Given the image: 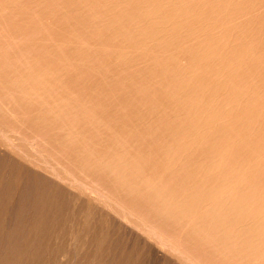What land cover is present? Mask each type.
Listing matches in <instances>:
<instances>
[{
    "label": "rangeland",
    "instance_id": "obj_1",
    "mask_svg": "<svg viewBox=\"0 0 264 264\" xmlns=\"http://www.w3.org/2000/svg\"><path fill=\"white\" fill-rule=\"evenodd\" d=\"M77 1L79 0H0V104L3 105H0V264H264V125H262L264 124V0H188V2H190L189 4H186L187 0H184L185 2L182 0L185 4H181L182 1L180 0H172V2H170L171 0H164V2L161 0L164 3L162 4L160 0H157V6L155 0L153 4L152 0H145V2L141 1L142 4L140 3L139 6L143 5L142 8L145 9H143L145 13L149 12V8L151 9V7L163 6L160 8L158 7L159 9H154V11L156 9L158 10L156 11L157 15H155L156 13L151 9L152 13H155H153L155 17L149 12L150 18L152 15L154 20L155 18L160 19L159 16L162 15V20H164L163 17L171 19L172 14L171 20L177 21L178 26L174 28V30L169 31L168 36L163 38L164 40L162 38L159 40L160 42L157 40V44L151 41L152 44H150L152 46L150 44L147 46L144 45L146 49L142 47V54H136L140 51V48H138L139 50L137 49V52L134 51L135 54L131 52L126 59L117 57L116 61L115 59L109 58V55L111 56L116 49L118 50L121 47L113 45L114 42L112 40H101L102 35L99 33L100 31L103 32L105 26L108 25L107 22H110L109 19L103 17L111 14L110 12L113 10H110V8V11L107 13L105 11L108 9L107 5L109 6V4H112L114 1L111 0L112 3L109 0V3L107 0H94L95 2H93V0ZM147 2L150 3L145 4ZM118 3V6L121 8H126L129 5V1H118ZM80 4H82L81 7H79ZM89 4L95 7L90 5L89 8ZM151 4L153 6H151ZM114 5L109 7L114 9L117 6L114 7ZM145 5L147 6L146 8L144 7ZM175 5H179L180 7H176ZM119 7H117V10L121 11ZM167 7L168 9L170 8L169 11ZM64 12L67 17L64 15ZM113 12L116 13V10ZM180 12L182 16L179 18ZM206 12H208V14H206ZM176 14L178 15L176 16ZM209 14L211 15L209 16ZM87 15L94 16L97 20L90 19V21H87ZM176 17H178L179 20ZM197 17L199 20H197ZM93 21H97V25ZM91 22L95 25H91ZM99 23L100 25H98ZM158 25L162 24L158 23ZM95 27L97 30L100 28V30L97 31ZM201 27H205V29L202 28V30L200 29ZM210 27L212 29H210ZM183 29L185 31L187 29L189 33L185 32ZM199 29L200 31H198ZM198 32H200V35ZM172 35L175 37L178 35L181 41L178 40V38L176 40L181 43L180 47H177L180 43L178 42L179 45H177L178 43ZM213 35H218L217 37L220 38L214 36V39ZM221 36H223L224 39ZM99 37L101 38L99 39ZM184 37L188 38V41ZM203 37L209 39L208 44L211 38H213L211 42L215 40L216 43L213 42L214 44H212L215 46L218 43L216 47L221 50L223 49L221 51V53L223 52L225 55V57L222 55L223 58L220 52L216 50L221 60L219 57L212 55L215 59V63L218 61L223 64L225 63L223 61L228 58L226 55H228L229 47H231L229 49L231 51L230 53H234L231 50L234 47L235 55L242 50L241 54L236 55V57L238 59V57L241 58L240 56H242L245 62L241 61L242 59L240 61L239 59L236 60L234 58L235 56H231L230 58L229 55V58L231 62L234 59L236 60H234L235 63L239 61V65L243 66L245 70L246 68L249 71L251 70V75L249 71L246 70L248 71L247 74L250 75L247 76L245 73L246 71L243 72L241 67H238L239 65L236 66L235 64V66H232L234 65L233 62H230V69L226 66V69L228 68L229 70L223 67L224 70L230 72L234 67V71H239V69H241L240 72L242 71L243 74L239 73L241 76L243 75L242 77L244 80H241L242 77H239L240 74L235 76L237 80L239 79L238 81H240V83L247 81V77L248 80L249 77L254 81L259 79L257 83L260 82L261 78V83L257 84L254 81H252V83L247 81V83L249 82L252 84V86L250 85L251 87H258L256 90L257 92H255L256 94L253 92L254 94L252 97L250 93L252 94V90L256 89V87L254 89L249 88L252 90L248 93L245 86V91L248 95H245L246 93L242 94H244L243 96H246V98L247 96H250V98H247L245 101L242 100L244 103L240 101L241 103H238V107H236L237 103L233 102L232 104V102H230L234 100V98H231L232 100L229 99L232 94L231 91L229 90L230 95L225 92V94L229 95V98L226 97L227 95H224V99H229L226 101V106V99L224 100L223 97H221L222 103L220 101L218 102L224 104L226 108H230L228 113H231L232 109L235 110V108L240 107L238 109L239 114L235 112L236 109L232 112L234 116H229L230 118H227L229 114L226 111L229 108L223 111L225 107H219V110L223 111L222 113L225 112V114L220 115H226L227 117L222 116L223 118L221 119L220 116L218 117L220 119H218L212 115L213 118L215 117L218 119V121H216L214 118L212 122V125H215V121L217 126L213 127L211 125V128L213 127L215 132H213L211 128L209 129L210 133H208L211 134L212 132L213 134L210 136H208L209 134L207 135V133L205 134V132H201L205 135L201 136V139L202 137H208L201 140L198 144H193L188 149L184 150V158L173 162L172 165H177L167 169V172L172 176H184L181 172L189 168L192 169L197 165L193 164L191 160H189V157L192 155L195 156L196 153L198 154L202 151H206L205 154L207 155L208 153L212 154L211 150H207L210 144L216 145L215 148H221V150L216 152L215 156L218 158V155H220V158L222 159L223 157V159L218 161L220 163L216 162L217 164L215 163V166L217 170L225 173H222L223 175L221 176H217L208 184L202 176H192L187 182V185L195 188V191H189L186 195H182V191L179 192L172 188L173 181L171 178H168V176L163 175L164 173L156 170L157 167L160 168L159 158L154 161L151 167H148L149 165L146 163L145 159L149 154V148H151L149 145L155 143L148 142V140H157L158 138L156 139L154 135H147L146 133L141 134L140 130H137L138 125L135 126V123L133 124V118H135L133 116L136 115L133 114L132 111L133 108L138 106V108H142L143 106V108L150 107L154 110L158 103V100L153 103V101L156 100L152 99L153 97L151 99L149 98L150 95L153 96V94L149 95V92L153 91L156 87L151 86L149 87L150 89L147 88V90L150 91H147L144 90V87L141 85L142 81H145V75L153 70L152 67H162L163 65L160 66L158 64L164 59L166 60L164 62L168 60L167 63L169 64L171 62H169V60L173 59V55H177V50L180 52L179 54H186V51L187 56L188 50L186 49L191 50L192 47L193 52H189L191 54L196 52L197 54H194L196 56L199 55L198 52H203V50L207 51L204 48L207 43H205V39H202ZM93 38L96 39L93 40ZM197 38L199 40H197ZM168 39L172 41L168 42L173 45H166V48H170V46L171 48H165L164 50V46L162 47L160 45L168 43ZM182 39L187 42L185 41L183 43ZM189 39L192 40L189 41ZM219 39L222 42H219ZM174 41L176 45H174ZM94 43L98 44L94 46ZM202 43L205 44L203 45ZM220 43L223 44L221 45ZM197 44L200 45V47H194ZM153 45L156 46L153 47ZM157 45H159L160 48L162 47V49L160 50ZM173 46H176L175 49L177 50H173ZM223 46L226 48H223ZM214 48L213 51L210 50L211 48H208V52L212 51V54H214ZM143 50H146V52L144 51V53ZM181 50L184 52L182 53ZM153 51H156L155 54ZM127 52L128 51H123V53ZM60 55H62V57ZM78 55H80V57ZM135 55L137 56L134 57ZM245 55H247V61L245 60ZM181 56H183L182 58L179 57L181 66L190 65V59L184 55ZM188 57L192 58L193 56ZM27 58H29V60ZM175 58L176 56L174 59ZM76 59H80V63L83 61L82 64L79 65V61ZM51 60H54V62ZM72 60L73 62L76 60L74 62V64L76 63L75 67L73 63H69L72 62ZM101 61L105 62L104 65H102L103 63ZM194 61H197V64L194 62L197 67L199 58ZM240 62H243V64ZM194 63L190 66L192 67ZM250 66L251 69H249ZM55 68L57 70H54ZM260 69H262L263 73ZM258 71L261 76L258 78L256 77L257 79H254L256 75H253L254 78L251 77L252 74H258ZM157 72H152L154 75L151 73L149 77L155 76ZM48 74H50L51 77ZM56 74L57 76H55ZM8 77H10V79ZM233 80L235 79H232L231 82ZM237 80L235 81L238 84L239 82ZM139 83L140 85H138ZM240 83L238 86H240ZM247 83L245 84L248 87L249 83ZM37 88L40 89L38 90ZM191 89L192 87H190V85H185L184 83L182 88L177 89V92ZM243 98L245 99V97ZM162 100L166 103V106L160 109V112L163 114L161 113L159 116L156 112L152 113L153 120L158 119L160 122H162L164 114L171 108L174 98L173 95L172 99L171 96L165 95L162 97ZM174 102L177 105L179 104L177 101ZM145 103H150L151 106ZM227 103H231L230 105L233 108ZM251 103L252 106H249ZM5 104H7V111L13 108V106H15V110H17V106L21 107L20 105H22V107L26 106L27 109L23 112L20 110H18L19 112L14 111V109L10 110L11 112H3L5 108L1 109V106L3 108ZM241 104L242 106H240ZM245 105H248L246 107L247 109L243 108ZM103 106H107V108ZM110 107L112 108L110 109ZM255 107H263L259 112L260 114L262 113L259 117L257 115V117L255 116L256 112L259 110V108L256 110ZM54 108L58 111H55ZM244 109L246 112H244ZM35 110L37 112H35ZM108 110L111 112L109 113ZM234 112L238 116L234 114ZM99 113L100 115L105 114V119L103 115H97ZM32 115L33 118L34 116L36 118H41L45 115V119L48 120L55 116L60 123L63 122L64 126L65 124L68 125L67 123L70 124L71 120V122H75V126L77 125L75 128H79L80 130L83 123L85 128L84 126L82 127L86 130L90 129L88 130L89 133L92 132L90 134L91 137L95 134H97L95 137H100L102 135V138H96L97 140L95 141L103 147H107L104 145L106 143V145H109L107 148L110 150L111 148L109 147L116 145L112 148L113 151L116 150L113 154H115V156L118 154V158H120V156L127 158V161H129V167L127 166L128 171L129 169H132V171L134 169L135 171L133 172L136 174L138 173L137 175L140 176L137 177V179L134 178V183H130L132 185H137V183L141 185L145 182L146 185L143 183V187H147V194L144 197L133 196L134 199L130 198L131 196L115 195L117 191L116 193L113 191L112 188L114 186L111 188V185H108L106 182L107 178L105 179L104 176L101 177V179L96 177V180L95 177L91 178L92 176L87 177L86 175L83 176L84 174H78L77 167L73 164L74 162L71 163L68 159L69 157H66L68 156L67 150L65 151L64 149V152L63 149L51 145L53 143L51 140H48L50 139V137H48L49 130L46 128H41L40 130V127L37 125L34 126L27 121L28 118L29 120H33V118L31 119L30 117ZM108 115L112 118L109 117L108 119ZM77 116L79 119H77ZM248 116H250V120L253 121L249 122L248 120L247 125H249V123L253 124L252 126L250 124V127L246 126L245 124L247 121L242 119ZM253 116H255L256 119ZM138 117L139 118L136 117L135 119L140 120V115H138ZM237 117L239 119H237ZM89 118L91 119L88 120ZM20 119L21 123L19 122ZM129 119H131V121ZM38 120L39 119L34 118L33 121L37 123L42 119ZM128 121L132 123L129 122L131 126L133 125L132 128L136 127V129H133L134 131L129 123V126H127L126 122ZM210 121L212 120L210 119ZM73 122L72 124H74ZM142 122L143 118L141 123ZM26 124L29 128H27ZM29 124L32 125L30 126ZM237 124L241 125L237 127ZM141 125L140 129L143 130L145 127H143L144 123ZM242 125L246 126L244 130ZM91 127H95L94 131L91 130ZM128 127L131 128L132 131L128 129ZM141 127H143V129ZM240 127L243 131L246 130V133L242 132L243 134L240 138H232V135H234V133L232 134V130L235 132L234 129L237 128L236 130H238ZM247 127H249V130ZM79 129H75V131H79ZM122 130L124 131L123 133L121 132ZM126 130H130V132L126 133ZM163 130H165L163 126L157 129L158 132ZM80 132H82V130ZM82 133L86 134L87 131L86 133ZM126 134H128V136H126ZM159 134L160 133H158V135ZM95 137L93 138L95 139ZM190 138H193V136L191 135ZM165 140H170V138H166ZM226 141L232 142L233 144L228 143L229 146L226 147ZM49 142L51 143L49 144ZM163 142L166 144V141ZM110 143H112V145ZM261 145H263V147H261ZM223 146H225V148ZM256 147H259L257 148L260 152L258 156L257 153L255 154ZM196 148H198L199 152L196 151ZM211 148L214 147L212 146ZM170 152L169 150L163 152V154L171 155ZM252 152L253 155L256 156L251 155ZM130 163H134V165H129ZM142 174L144 178L141 176ZM242 175V179H235ZM219 182H226L229 185V194L226 193L225 195H221V193H216L213 197V201L208 203L209 200L204 198L206 195L201 191L204 188H208L209 190L214 189ZM170 202L175 205L165 209L164 207H166L167 203L170 204ZM232 202H236V204H232ZM204 203L207 205H204ZM229 204L231 207L232 205L235 206V209L248 208V211H250H247L248 214L251 213L253 214L252 216L257 217L254 220L255 225L252 227L258 225L254 228L250 227L251 233L249 232V234H247L249 228H247L248 231L243 228L238 232L239 228H242V226L235 225V227H233V225V229L229 228L226 235L227 237L235 236L237 239L234 240L239 241L235 242L236 245L234 244V246L230 243L229 245L227 244V246H224L225 244L222 246L218 244V242H214L216 238L213 237L215 233L214 230H221V224L215 226L216 223H212L217 229L213 227L214 229L212 228L208 233L204 232L205 235L203 234L204 229L201 225L206 224L211 211L216 210L220 211L218 213L222 214V216H227L232 220L229 216L232 212L229 211V213H227V205L229 207ZM191 209H193L192 215L194 219L192 216V218L183 222L181 219L185 217L184 213ZM196 210L200 213L198 214ZM256 213L259 217L254 215ZM251 214L248 215V219L252 217ZM172 220L175 221V226L171 225L170 222ZM199 226L201 227L199 228ZM254 231L257 237L261 236L260 238H262L263 244L253 247L249 245L252 248L244 247L243 241L241 242L240 240H244L245 237L246 240L247 238L250 239L255 236H251V234H255ZM235 233L239 234L234 235ZM215 243L216 245H214ZM232 252H236V255H232ZM231 256H233L232 259ZM251 258H253L254 261Z\"/></svg>",
    "mask_w": 264,
    "mask_h": 264
},
{
    "label": "bare ground",
    "instance_id": "obj_2",
    "mask_svg": "<svg viewBox=\"0 0 264 264\" xmlns=\"http://www.w3.org/2000/svg\"><path fill=\"white\" fill-rule=\"evenodd\" d=\"M62 1V0H61ZM67 1V0H66ZM80 1V0H79ZM79 1H77V2H79ZM96 1H99V0H96ZM111 3H112V1H114L113 3L115 4L116 2V4L114 5L113 3L112 4H109V6H111V5H114V9H111V7H109L108 5H107V7H108V9H107V11H105L106 13L108 12V11H110V10H116V13L115 12H113V11H111L110 13L111 14H106L107 16H105V17H103V18H105V19H109L110 20V22H107V24L108 25H106L105 26V28L103 29V32H99L100 33V35H102V38L101 37H99V39L101 38V40L102 39H106V40H112L113 42H111V43H113V45H116V47H121L120 49H116L112 54H111V56L109 55V58H111V59H115V61H116V59H117V57H122V58H127V56H129V54L131 53V52H133L134 54H135V52H137L139 49L138 48H140V51H138V53H136V54H139V53H141L142 54V47H144V45H149L150 43H151V41H152V43H158V42H156L157 40L159 41L161 38L163 39L164 37H166V36H168V33H169V31H172V30H174V28H176L177 26H178V23H177V21H172L171 19H172V14H171V19L170 18H164L163 17V19L164 20H162V15H160L159 16V18L160 19H156L155 18V20H154V17H155V15H157V13H156V11H158L157 9L154 11V9L155 8H160V7H163V6H158V7H156L157 6V0H155V3H156V6L155 7H151V9H153V11L156 13H154L155 15H153V13H152V10L149 8V12L150 13H152V15L154 16H152L151 15V18H150V13L149 12H146L145 13V11H143V9L144 8H142V6L143 5H141V6H139L140 5V3H141V1L143 2H145V0H109ZM109 1L107 0V2L109 3ZM118 1H120V2H126V1H129V5L126 7V8H124V7H122L123 8V10H122V8L121 7H119L118 6ZM148 1H150V0H148ZM161 1V0H160ZM169 1V0H168ZM180 1H182V0H180ZM180 1H179V4H180ZM184 1V0H183ZM183 1L181 2V4L183 3ZM186 1V0H185ZM184 1V2H185ZM84 2V1H83ZM93 2H95L94 0H93ZM92 2V3H93ZM106 2V3H107ZM153 2H154V0H152V4H153ZM162 2V1H161ZM163 2H164V0H163ZM162 2V4H164ZM170 2H172V0L170 1ZM170 2H169V4H170ZM175 2V1H174ZM187 2H188V0H187ZM186 2V4H189L190 2H188L187 3ZM65 3V2H64ZM63 3V4H64ZM86 3V2H85ZM105 3V4H106ZM150 2H147V3H145V4H149ZM160 3V2H159ZM176 3V2H175ZM192 3V2H191ZM4 4V3H3ZM72 4V3H71ZM142 4V3H141ZM151 4V6H153ZM161 4V5H162ZM183 4H185V3H183ZM74 5V4H73ZM76 5V4H75ZM81 5L82 4H80V6L79 7H81ZM85 5V4H84ZM90 5H92V4H89V8H90ZM167 5H168V3H167ZM52 6V5H51ZM148 6H150V5H148ZM174 6V5H173ZM176 6V5H175ZM179 6V5H178ZM178 6H176V7H178ZM53 7V6H52ZM71 7V6H70ZM83 7V6H82ZM92 7H95L94 5H92ZM117 7H119V10H121V11H118L117 9ZM141 7V8H140ZM145 8L147 7L146 5L144 6ZM166 7V6H165ZM180 7V6H179ZM51 8V7H50ZM56 8H57V6H56ZM68 8H69V5H68ZM75 8H76V6H75ZM109 8H110V10H109ZM121 8V9H120ZM158 8V9H159ZM173 8V7H172ZM63 9V8H62ZM66 9V8H65ZM83 10H84V7L82 8ZM87 9V8H86ZM102 9V8H101ZM140 9H142V10H140ZM170 9V8H169ZM169 9H168V7H167V10L169 11ZM175 9V8H174ZM185 9H186V7H185ZM72 10H74V9H72ZM83 10H81V11H83ZM145 10V9H144ZM209 10V9H208ZM55 11V10H54ZM76 11H78V10H76ZM104 11V10H103ZM164 11V10H163ZM187 11V10H186ZM57 12V11H56ZM62 12H63V10H62ZM87 12V11H86ZM113 12V13H112ZM179 12V11H178ZM60 13V12H59ZM58 13V14H59ZM67 13V12H66ZM71 13V12H70ZM148 13V14H147ZM160 13V12H159ZM171 13V12H170ZM205 13V12H204ZM93 14L95 15V13L93 12ZM105 14V13H104ZM115 14V15H114ZM179 14V13H178ZM178 14H176V16L178 15ZM188 14V13H187ZM197 14V13H196ZM206 14H208V12H206ZM64 15H65V12H64ZM63 15V16H64ZM67 15H68V13H67ZM91 15H92V13H91ZM89 16V15H87V21L89 20L90 21V19L92 20H94V19H96V18H94V16ZM103 15V14H102ZM169 15V14H168ZM175 15V14H174ZM211 14H209V16H210ZM1 16V15H0ZM58 16V15H57ZM66 16V15H65ZM96 16V15H95ZM165 16H167V15H165ZM180 16H182V13L180 12V14H179V18H180ZM196 16V15H195ZM195 16H194V18H195ZM206 16V15H205ZM6 17V16H5ZM60 17V16H59ZM59 17H58V19H59ZM67 17V16H66ZM69 17V16H68ZM97 17V16H96ZM153 17V18H152ZM157 17V16H156ZM169 17H170V15H169ZM178 17H176L178 20H179V18ZM190 17V16H189ZM202 17H204V16H202ZM70 18V17H69ZM68 18V19H69ZM207 18V17H206ZM82 20V19H81ZM97 20V19H96ZM158 20V21H157ZM160 20H162V21H160ZM197 20H199L198 19V17H197ZM78 21V20H77ZM160 21V22H159ZM195 21H196V19H195ZM63 22H64V20H63ZM74 22H75V20H74ZM82 22V21H81ZM86 22V21H85ZM93 22H95V21H93ZM162 22V23H161ZM61 23V22H60ZM83 23V22H82ZM96 23V25H97V21L95 22ZM158 23L159 24H162V25H158ZM88 24V23H87ZM91 25L93 24V25H95L94 23H90ZM168 24H170V25H168ZM83 25V24H82ZM86 25V24H85ZM90 25V26H91ZM98 25H100V23L98 24ZM206 25V24H205ZM88 26V25H87ZM207 26V25H206ZM202 28H204L205 29V27H201L200 29H202ZM207 28V27H206ZM87 29H89V28H87ZM95 29H96V27H95ZM200 29L198 30V31H200ZM210 29H212L211 27H210ZM86 30V29H85ZM92 30H93V27H92ZM97 30V29H96ZM95 30V31H96ZM99 30H100V28H99ZM99 30H97V31H99ZM102 30V29H101ZM184 30V29H183ZM203 30V29H202ZM83 31V30H82ZM94 31V30H93ZM92 31V32H93ZM96 31V32H97ZM185 31V30H184ZM193 31V30H192ZM88 32V31H87ZM183 32V31H182ZM185 32H187V33H189L188 31H187V29H186V31ZM208 32V31H207ZM86 33V32H85ZM89 33V32H88ZM98 33V32H97ZM200 32H198V34H199ZM214 33V32H213ZM84 34V33H83ZM94 34V33H93ZM96 34V33H95ZM185 34V33H184ZM191 34V33H190ZM193 34V33H192ZM99 35V34H98ZM181 35V34H180ZM183 35V34H182ZM186 35V34H185ZM200 35V34H199ZM87 36V35H86ZM90 36V35H89ZM88 36V37H89ZM174 35H172V37H173ZM184 36V35H183ZM182 36V37H183ZM204 36V35H203ZM207 36V35H206ZM206 36H205V38H206ZM211 36V35H210ZM217 37L216 35H213V37ZM95 37H97V36H95ZM104 37V38H103ZM171 37V38H172ZM175 37V36H174ZM181 37V38H182ZM187 37V36H186ZM186 37H184V38H186ZM191 37V36H190ZM195 37V36H194ZM215 37H214V39H215ZM223 39H224V37L223 36H221ZM157 38V39H156ZM159 38V39H158ZM168 38V37H167ZM178 38V35H177V37H175V41H177L176 39ZM204 37L202 38V39H205ZM207 38H209V37H207ZM217 38H220V37H217ZM230 38V37H229ZM94 39H96V38H93V40ZM166 39V38H165ZM187 39V41H188V38H186ZM213 38H211V40H212ZM153 40H155V41H153ZM164 40V39H163ZM172 40H173V38H172ZM178 40H180L179 38H178ZM183 41V43L186 41V40H184V39H182ZM190 40H192V39H189V41ZM197 40H199L198 38H197ZM208 40L209 39H205V43H207V45L206 46H204V48L207 50V51H205V50H203V52H198V54L199 55H194V54H197L195 51V53L194 54H191L193 51V47L191 48V50L190 49H186V50H188V56H193L192 58H190V57H188L186 54H187V52L185 51V53L186 54H179L180 52H178V50L177 49H175L176 48V46L174 47L173 46V50L175 49V50H177V55H175L176 56V58L174 59V55H173V59L171 60L170 58V60H169V64L167 63L168 62V60H167V62H164V61H166L165 59L164 60H162V62L161 63H157L158 65H160V66H162V67H157V66H155L154 68L152 67V71H149V73L147 74V75H145L146 76V78H145V81L143 82L142 81V83H141V81H140V83H141V85H142V87H144V90H147V88H149V87H151V86H155L156 88H154L153 89V91H150V90H147V91H150L149 92V95L150 94H153V96L152 95H150L149 96V98L151 99L152 97V99H156V100H154L153 101V103L155 102V101H157L158 103L156 104V107L154 108V110H153V108H150V107H146V108H143V106H142V108L140 107V108H138V107H135V108H133V114H135L136 116H133V117H137V118H139L138 117V115H140V120H138V119H135V118H133V124L135 123V126H137L138 125V131L140 130V133L142 134V133H146L147 135H154L155 136V138L157 139V140H152V139H149L148 140V142H155V143H153V144H150L149 146L151 147V148H149L150 149V151L148 152L149 154L146 156V159H145V161H146V163L149 165L148 167H151L152 166V164L154 163V161L157 159V158H159V167L160 168H156V170H159L161 173H164L163 175H166V176H168V178H171L172 179V188L173 189H175L176 191H179V192H181V194L183 195H186L187 194V192H189V191H192V192H194L195 191V188H192V187H190L189 185H187V182L190 180V178L192 177V176H202L205 180H206V182H207V184L211 181V180H213L214 178H216L217 176H221V175H223L224 173H223V171H219V170H217L216 168V166H215V163L217 162V163H220V162H218L221 158H220V155H218L217 157L218 158H216V156H215V154H216V152H218L219 150H221V148H219L218 146V148H215V146L216 145H208V146H210L209 148H207V150H211L212 151V154H209L208 153V155L207 154H205L206 153V151H202V152H200V153H196V155L194 156V155H192L191 157H189V160H191V162L193 163V164H197L196 166H194L192 169L191 168H189V169H187L186 171H184V172H181L182 174H184V176H179V175H174V176H172V175H170L168 172H167V169L170 167H172V166H176V165H172L173 164V162H176V161H179V159H181V158H184V153H183V151L184 150H186V149H188L191 145H193V144H198L201 140H204V138L206 139L208 136H210V135H212L213 133L211 132V134H209L210 133V128H211V125H212V122H213V120H214V118L216 117V118H218V117H220L221 119L223 118V117H225V116H223V115H220V114H225V112L224 113H222L223 111H225V109H228L229 107H225L226 106V101H228L229 99H233L234 98V100L233 101H230V102H232V104H233V102H235V103H237V105H236V107H238V103H244L243 101H245L247 98H250V96L252 95V97H253V94L255 93V92H257L256 90H257V86H254V87H251L252 86V84H250V83H252V81H254L253 79L251 80L250 79V77H249V80H248V77H247V81H250V83H249V85H248V87H247V85L245 84V83H247V81H244V82H241L240 83V81H238L237 80V78L235 77V76H237V75H239L240 73L241 74H243L242 73V71L240 72V70L242 69L243 70V72L244 71H246V70H248L247 68H246V70H245V68H243V66H240L239 65V61L242 59V56H240L241 58H239L238 57V59H239V61L238 62H236L235 63V61L236 60H238L237 59V57H236V55H238V54H241V52H242V50L240 51V53H237L236 55L234 54L235 53V50H234V47H233V49H231L234 53H230L231 51L229 50L231 47H229V49H228V55H226L227 57V59L226 60H224L223 62H225L224 64L223 63H221V62H216L215 63V59H214V57L213 56H217V57H219L218 55H219V53H216L217 51L216 50H218V52H220V55L222 56V55H224V53L222 52L221 53V51L223 50H221L220 48V50L216 47L217 45H218V43H217V45H213L214 43L213 42H215V40L213 41V42H211V40L209 41L210 43H211V46H210V43L208 44ZM96 41V40H95ZM168 41H171L170 39H168L167 40V42ZM175 41L173 42V43H175ZM181 41V40H180ZM186 41V42H187ZM203 41V40H202ZM202 41H200V42H202ZM97 42H98V40H97ZM103 42V41H102ZM110 42V41H109ZM160 42V41H159ZM172 42V41H171ZM179 41H177V43H178ZM219 42H222V41H220V39H219ZM99 43H100V41H99ZM151 43V44H152ZM180 43V42H179ZM179 43L177 44V45H179ZM204 43V44H205ZM213 43V44H212ZM216 43V42H215ZM98 44V43H97ZM96 43H94V46L95 45H97ZM150 44V45H151ZM170 43L168 42V43H166L165 45L164 44H162V45H160V46H164L163 47V49L165 50V48H166V45H169ZM193 44V43H192ZM203 44V43H202ZM203 44V45H204ZM221 44V43H220ZM223 44V43H222ZM221 44V45H222ZM227 44V43H226ZM170 45H173V44H170ZM174 45H176V43L174 44ZM214 47H216V48H214ZM228 45V44H227ZM226 45V46H227ZM239 45V44H238ZM72 46V45H71ZM152 46V45H151ZM156 45H153V47H155ZM158 47H159V45H157ZM181 46V43H180V45L179 46H177V47H180ZM210 46V47H209ZM67 47V46H66ZM149 47V46H148ZM162 47L160 48L159 47V49L161 50L162 49ZM194 47H200V45H196V46H194ZM210 50H212L213 51V48L215 49L214 51H215V53L214 54H217V55H214V54H212V51H210V52H208L209 51V49ZM213 47V48H212ZM225 46H223V48H224ZM169 48V47H168ZM168 48H166V49H168ZM170 48H171V46H170ZM169 48V49H170ZM203 48V47H202ZM226 48V47H225ZM70 49H72V48H70ZM138 49V50H137ZM144 49H146L145 47H144ZM197 49V48H196ZM68 50H69V47H68ZM74 50V49H73ZM137 50V51H136ZM195 50V49H194ZM197 50H199V49H197ZM70 51V50H69ZM123 51H128L127 53H123ZM135 51V52H134ZM146 52V50H143V52ZM191 53H190V52ZM201 51V50H200ZM205 51V52H204ZM67 52V51H66ZM144 52V53H145ZM154 52V51H153ZM156 52V51H155ZM155 52H154V54H155ZM169 52V51H168ZM168 52H166V53H168ZM172 52V51H171ZM181 52L183 53L184 51L183 50H181ZM239 52V51H238ZM249 52V51H248ZM62 53V52H61ZM211 53V54H210ZM230 53V54H229ZM60 54V53H59ZM58 54V55H59ZM79 54V53H78ZM140 54V55H141ZM147 54V53H146ZM179 54V55H178ZM232 54V55H231ZM234 54V55H233ZM57 55V56H58ZM68 55V54H67ZM148 55V54H147ZM181 55H184V56H186L187 58H189L190 60H189V62H190V65L192 64V63H196L197 61H194L195 59L196 60H198V58H199V61H198V66L196 67V64L193 66L192 65V67L190 66V65H188V66H190V67H188V66H184V67H186V68H184L183 66H181V64L179 63V57L180 58H182L183 56H181ZM213 55V56H212ZM229 55H230V58H231V56L232 57H234L235 59V61L234 60H232V62H233V64L234 65H232V66H235V64H236V66H238V67H241V69H239V71H237V70H233L234 68H232L231 70H230V72H228V71H225L224 70V68L223 67H225V69H226V66H228V68L230 69V66H231V60H230V58H229ZM243 55V54H242ZM61 57H62V55H60ZM71 56V55H70ZM73 56V55H72ZM74 56H75V54H74ZM79 57H80V55H78ZM137 55H135L134 57H136ZM143 56V55H142ZM145 56V55H144ZM168 56V55H167ZM246 56L247 55H245V60L247 61V59H246ZM86 57V56H85ZM217 57H215V58H217ZM224 57H225V55H224ZM30 58V57H29ZM29 58H27L28 60H29ZM39 58V57H38ZM57 58H59V57H57ZM74 58V57H73ZM75 58H77V57H75ZM83 58V57H82ZM87 58V57H86ZM131 58H132V56H131ZM201 58V59H200ZM221 57H219V59H220ZM222 58H223V56H222ZM243 58H244V56H243ZM26 59V60H27ZM40 59V58H39ZM38 59V60H39ZM54 59V58H53ZM70 59H71V57H70ZM81 59V58H80ZM80 59H76L77 61H79ZM88 59V58H87ZM144 59V58H143ZM257 59V58H256ZM259 59V58H258ZM41 60V59H40ZM44 60V59H43ZM75 60V61H76ZM110 60V59H109ZM152 60V59H151ZM191 60H193V61H191ZM221 60V59H220ZM45 61V60H44ZM51 61H53L54 62V60H51ZM57 61H59V60H57ZM74 61V62H75ZM241 61H243V62H245L243 59L241 60ZM252 61V60H251ZM250 61V62H251ZM47 62H49V61H47ZM74 62H73V60H72V62H69V63H73L74 64ZM83 62V61H82ZM82 62L80 63V61H79V65L80 64H82ZM85 62V61H84ZM102 62V61H101ZM100 62V63H101ZM226 62H228V63H230V64H228V63H226ZM243 62H240L241 64H243ZM34 63V62H33ZM45 63V62H44ZM44 63H43V65H44ZM69 63H68V65H69ZM100 63H99V65H100ZM103 64L102 65H104V61L102 62ZM238 63V64H237ZM19 64V63H18ZM22 64V63H21ZM31 64V63H30ZM53 64V63H52ZM66 64V63H65ZM64 64V65H65ZM149 64V63H148ZM154 64V63H153ZM156 64V65H157ZM222 64V65H221ZM227 64V65H226ZM247 64V63H246ZM264 64V63H263ZM58 65V64H57ZM63 65V64H62ZM67 65V64H66ZM72 65V64H71ZM75 65H76V63L74 64V67H75ZM101 65V66H102ZM168 65V66H167ZM220 65V66H219ZM30 66V65H29ZM32 66V65H31ZM38 66V65H37ZM146 66H148V65H146ZM247 66V65H246ZM19 67H20V65H19ZM42 67V66H41ZM60 67V66H59ZM72 67V66H71ZM237 67V68H238ZM25 68V67H24ZM49 68V67H48ZM50 68H52V67H50ZM67 68H69V67H67ZM151 68V67H150ZM149 68V69H150ZM156 68H157V70H156ZM159 68H163V69H159ZM189 68V69H188ZM226 69V70H229V69ZM236 68V69H237ZM253 68V67H252ZM47 69V68H46ZM99 69V68H98ZM159 69V70H158ZM249 69H251V66H250V68ZM31 70V69H30ZM54 70H57L56 68L54 69ZM63 70V69H62ZM162 70V71H161ZM261 70V72H262V69H260ZM52 72H54L53 70H51ZM66 71V70H65ZM100 71V70H99ZM145 71V70H144ZM157 72V71H160V72H157V73H155V76H152V77H149V75H151V73L152 72ZM249 71V70H248ZM248 71H246L245 73L247 74L248 73ZM264 71V70H263ZM46 72V71H45ZM49 72V71H48ZM57 72V71H56ZM64 72V71H63ZM193 72V73H192ZM196 72V73H195ZM240 72V73H239ZM250 72H251V70L249 71V74H250ZM259 72V71H258ZM26 73V72H25ZM39 73V72H38ZM47 73V72H46ZM55 73V72H54ZM65 73V72H64ZM143 73V72H142ZM160 73V74H159ZM192 73V74H191ZM263 73V72H262ZM261 73V74H262ZM53 74V73H52ZM60 74H61V72H60ZM241 74H240V76L239 77H242L241 76ZM245 74V75H246ZM259 74V75H258ZM258 74H252V76L251 77H253V75L255 76V78L254 79H257L259 76H261L260 75V72L258 73ZM264 74V73H263ZM9 75V74H8ZM48 75H50V74H48ZM62 75V74H61ZM65 75V74H64ZM152 75H154L153 73H152ZM159 75V76H158ZM251 75V74H250ZM250 75H248L247 74V76H250ZM258 75V76H257ZM26 76V75H25ZM55 76H57V74L55 75ZM103 76V75H102ZM264 76V75H263ZM5 77V76H4ZM24 77V76H23ZM28 77V76H27ZM42 77V76H41ZM48 77V76H47ZM50 77H51V75H50ZM58 77H59V74H58ZM61 77V76H60ZM65 77V76H64ZM142 77V76H141ZM246 77V76H245ZM257 77V78H256ZM7 78V77H6ZM5 78V79H6ZM9 79H10V77H8ZM38 78H40V77H38ZM46 78V77H45ZM44 78V79H45ZM57 78V77H56ZM143 78V77H142ZM55 79V78H54ZM58 79V78H57ZM232 79H235V80H237L239 83H240V86H238L239 85V83L237 84V82L235 81V80H233L232 82H231V80ZM2 80V79H1ZM29 80V79H28ZM51 80V79H50ZM49 80V81H50ZM140 80V79H139ZM241 80H244V78L242 77L241 78ZM37 81V80H36ZM257 81H259V79L257 80ZM257 81H254L255 83H257ZM46 82V81H45ZM125 82V81H124ZM234 82H236V83H234ZM2 83V82H1ZM140 83L138 84V85H140ZM184 83H185V85L186 84H188V85H190V87H192V89L191 90H183L182 92H181V90L179 91V92H177V89H179V88H182L183 87V85H184ZM234 83V84H233ZM247 83V84H248ZM259 83H261V78H260V82H258L257 84H259ZM17 84V83H16ZM21 84V83H20ZM32 84V83H31ZM48 84V83H47ZM235 84H237V85H235ZM257 84H253V85H257ZM28 85H29V83H28ZM45 85V84H44ZM50 85V84H49ZM127 85V84H126ZM251 85V86H250ZM27 86V85H26ZM34 86V85H33ZM245 86H246V91L248 92V93H250L251 92V90L252 89H249V88H255L256 87V89H254V90H252V94L250 93V96L248 97L247 96V98H246V96H243L244 94H242V93H246V91H245ZM28 87V86H27ZM16 88H17V85H16ZM30 88V87H29ZM153 88V87H152ZM38 89V88H37ZM40 89V88H39ZM38 89V90H39ZM150 89V88H149ZM159 91H158V90ZM14 90V89H13ZM27 90V89H26ZM25 90V91H26ZM30 90V89H29ZM28 90V91H29ZM231 91V95L233 96H231L230 95V91ZM250 90V91H249ZM141 91V90H140ZM157 92V94H156V92ZM27 92V91H26ZM152 92V93H151ZM225 92H227V94H229L230 95V98L228 97L229 95H227V94H225ZM254 92V93H253ZM23 93H25V92H23ZM248 93H246L245 95H248ZM144 94V93H143ZM156 95V98H155V95ZM256 94V93H255ZM131 95H133V94H131ZM142 95V94H141ZM140 95V96H141ZM165 95H168V96H171V99H172V95H173V98H174V100H173V104H172V106H171V108L168 110V112L166 113V114H164V116L162 117V122H160V120H153V118H152V113H157V114H159V116L161 115V113L162 112H160V109L162 108V107H165L166 106V103L162 100V97L163 96H165ZM223 95V96H222ZM224 95H227L226 97H228L226 100L224 99ZM28 96V95H27ZM245 97V99L243 98V97ZM143 97V96H142ZM221 97H223V99L225 100V106H224V104H221L222 102H221ZM12 98V97H11ZM16 98V97H15ZM237 100H236V99ZM257 98V97H256ZM21 99V98H20ZM84 99V98H83ZM108 99V98H107ZM231 99V100H232ZM13 100V99H12ZM17 100V99H16ZM19 100V99H18ZM22 100V99H21ZM217 100V101H216ZM243 100V101H242ZM253 100V99H252ZM59 101V100H58ZM107 101V100H106ZM131 101V100H130ZM147 101V100H146ZM174 101H177L179 104L177 105ZM218 101H220L221 103H219ZM223 101V100H222ZM237 101V102H236ZM241 101V102H240ZM91 102V101H90ZM135 102V101H134ZM218 102V103H217ZM218 105H217V104ZM229 103V102H228ZM227 103V104H228ZM252 103H255V102H252ZM252 103L251 104H249V106L251 105L252 106ZM11 104V103H10ZM108 104V103H107ZM109 104H111V103H109ZM145 104H148V103H145ZM169 104V103H168ZM221 104V105H220ZM231 104V103H230ZM230 104H228V105H230ZM259 104V103H258ZM261 104V103H260ZM0 105H2V104H0ZM7 104H5L4 105V107L2 108V106H1V109H4V111L3 112H6L7 111V106H6ZM15 105V104H14ZM20 105V104H19ZM112 105V104H111ZM150 105V103L148 104V106ZM21 107H19V106H17V110H15L16 109V107L15 106H13V108H10V110H12V109H14V111H18V110H20V111H24V110H26L27 109V107L26 106H23L22 107V105H20ZM95 106V105H94ZM108 106V105H107ZM107 106H103V107H106L107 108ZM151 106V105H150ZM225 107V108H223L224 110L223 111H220L219 110V107ZM231 106V105H230ZM234 106V105H233ZM240 106H242V104L240 105ZM248 105H245V107H243V108H246ZM15 107V108H14ZM99 107V106H98ZM167 107H168V105H167ZM218 107V108H217ZM232 107V106H231ZM51 108V107H50ZM112 107H110V109H111ZM217 108V109H216ZM233 108V107H232ZM240 108V107H239ZM239 108H235V110H231L232 112L233 111H235L236 113L239 111L238 109ZM259 108V107H258ZM258 108H256L255 107V109L256 110H258ZM262 109H263V107H261ZM261 108H259V110L256 112V114H255V116L257 115L258 117L262 114H260L259 112H260V110H261ZM53 109V108H52ZM55 109V108H54ZM59 109V108H58ZM103 109V108H102ZM116 109V108H115ZM247 109V108H246ZM248 109H249V107H248ZM254 109V110H255ZM7 111V112H11V111ZM65 110V109H64ZM80 110V109H79ZM87 110V109H86ZM90 110V109H89ZM88 110V111H89ZM101 110V109H100ZM131 110V109H130ZM153 110V111H152ZM218 110V111H217ZM222 110V109H221ZM229 110H230V108L226 111L227 113L229 112ZM245 110V109H244ZM243 110V111H244ZM52 111V110H51ZM55 111H58V110H56L55 109ZM61 111V110H60ZM92 111V110H91ZM101 111H103V110H101ZM124 111V110H123ZM19 112V111H18ZM35 112H37L36 110H35ZM80 112H81V110H80ZM93 112V111H92ZM91 112V113H92ZM108 112H109V110H108ZM107 112V113H108ZM111 112V111H110ZM109 112V113H110ZM131 112V113H132ZM232 112L231 113H228L229 115H228V117L227 118H230L231 116L233 117L234 115H232ZM234 112V114H236ZM244 112H246V110L244 111ZM254 112V111H253ZM262 112V111H261ZM0 113H1V110H0ZM21 113V112H20ZM63 113V112H62ZM90 113V114H91ZM94 113V112H93ZM97 113V112H96ZM165 113V112H164ZM12 114V113H11ZM49 114V113H48ZM163 114V113H162ZM237 114H239V112L237 113ZM236 114V115H237ZM13 115H15V114H13ZM18 115V114H17ZM24 115V114H23ZM22 115V116H23ZM35 115V114H34ZM38 115H40V114H38ZM47 115V114H46ZM51 115V114H50ZM53 115V114H52ZM73 115V114H72ZM85 115V114H84ZM97 115H100V113L99 114H97ZM96 115V116H97ZM103 115V114H102ZM102 115H100V116H102ZM105 115V114H104ZM103 115V116H104ZM111 115V114H110ZM123 115V114H122ZM131 115V114H130ZM215 116L214 118H213V116ZM246 115V114H245ZM244 115V116H245ZM247 115H248V113H247ZM3 116V115H2ZM7 116V115H6ZM27 116H28V114H27ZM35 116H37V115H35ZM34 116V118L35 119H39V120H41V121H39V122H37V123H34V118H33V115L32 116H30L31 117V119L33 118V120H29V118L27 119V121H29V123H32L34 126H38V127H40V130H41V128L43 129V128H46L47 130H49V136L48 137H50V139H48V140H51V142L53 143V144H51L52 146L54 145V146H56V148H60V149H63V151H64V149H65V151L67 150V154H68V156H66L70 161H71V163H73L76 167H77V172H78V174H84L83 176H92L91 178H94L95 177V179L97 180V178H99V179H101V177H105V179H106V182H107V184L108 185H111V188L113 189V191L116 193V191H117V193L115 194V195H122V196H131L130 198H132V199H134L133 198V196H136V197H144L146 194H147V192H148V189H147V187L146 186H144L143 187V183H145V182H143L141 185L140 184H138L137 183V185H132L131 183H134L133 181H134V178H136L137 179V177H140L139 175H137L135 172H133V171H135L134 169H133V171H132V169L130 170L129 169V171H128V169H127V166H128V162L129 161H127V158H124V157H121L120 156V158H118L117 157V155L115 156V154H113V152H115L116 150H112V148L113 147H115V146H112V147H109V148H111V150L110 149H108L107 147L109 146V145H106V143L104 144V143H102V144H104L105 146H107V147H103L102 145H100L97 141H95V140H97L98 138H102V135L100 136V137H95L97 134H95L93 137H95V139L93 138V137H91V133H89V131L88 130H90V129H84L85 128V126H84V124L82 123V125H81V130H82V132H85L86 133V131H87V133H88V135H87V133L86 134H83L82 132H80L81 130L79 129V128H75L76 126H75V122H73L74 124H72V122H71V120H70V124L71 125H73V126H71L69 123H67L68 125H66L65 123V126L63 125V122H61L60 123V121H58L57 120V118H55V116H53V117H49L50 119L48 120V119H45V115L43 116V117H41V118H36ZM76 116V115H75ZM87 116H88V114H87ZM90 116V115H89ZM92 116H94V115H92ZM99 116V117H100ZM128 116V115H127ZM211 116H212V118H211ZM223 116V117H222ZM230 116V117H229ZM238 116V115H237ZM251 116V115H250ZM250 116H248L249 117V119H248V117H246V118H242V119H244V120H246L247 121V123L245 124L246 126H249L250 127V124L251 123H249V125H247L248 124V120H249V122L251 121V122H253L252 120H250L251 118H250ZM255 116H253L254 118H255ZM256 116V117H257ZM4 117V116H3ZM9 117H11V116H9ZM37 117H39V116H37ZM72 117V116H71ZM78 117V116H77ZM109 117H111V116H109L108 115V119H109ZM210 117V118H209ZM252 117V118H253ZM2 118V117H1ZM23 118V117H22ZM44 118V119H43ZM47 118V117H46ZM63 118V117H62ZM73 118V117H72ZM71 118V119H72ZM87 118V117H86ZM98 118V117H97ZM103 118V117H102ZM107 118V117H106ZM112 118V117H111ZM110 118V119H111ZM123 118V117H122ZM127 118V117H126ZM142 118H143V122L142 123H144V125H143V127H144V129H143V127H141L143 130H141L140 129V125L142 124L141 123V121H142ZM146 118H147V120H146ZM208 120H207V119ZM215 118V119H216ZM220 118H218V119H220ZM236 118V117H235ZM240 118H241V116H240ZM253 118V119H254ZM13 119H15V118H13ZM19 119V118H18ZM77 119H79V117L77 118ZM91 118H89L88 120H90ZM104 119H105V116H104ZM103 119V120H104ZM124 119V118H123ZM153 121H152V120ZM210 119L212 120V121H210ZM218 119H216V121H218ZM237 119H239L238 117H237ZM256 119V118H255ZM6 120V119H5ZM57 120V121H56ZM74 120V119H73ZM88 120H87V122H88ZM101 120V119H100ZM107 120V119H106ZM130 121H131V119H129ZM241 120V119H240ZM9 121V120H8ZM7 121V122H8ZM21 121V119L19 120V122ZM26 121V122H27ZM37 121V120H36ZM85 121V120H84ZM122 121V120H121ZM130 121H128V122H126L127 123V126H129L130 125ZM238 121V120H237ZM245 121V122H246ZM10 122V121H9ZM12 122V121H11ZM23 122V121H22ZM66 122V121H65ZM77 122V121H76ZM86 122V123H87ZM130 122V123H129ZM4 123V122H3ZM14 123V122H13ZM12 123V124H13ZM18 123V122H17ZM21 123V122H20ZM28 123V122H27ZM105 123V122H104ZM122 123V122H121ZM128 123H129V125H128ZM138 123V124H137ZM214 123H215V125L213 124L212 126L213 127H215V126H217L216 125V122L214 121ZM242 123H244V122H242ZM256 123V122H255ZM32 124H29L30 126L32 125ZM88 124V123H87ZM132 124V123H131ZM229 124V123H228ZM27 125V124H26ZM107 125V124H106ZM126 125V124H125ZM165 125V126H164ZM238 126L237 127H239V125H241V124H237ZM245 125H242L243 126V130H244V128L246 127ZM253 124H251V126H252ZM255 125V124H254ZM262 125H264V124H262ZM82 126H84V128L82 127ZM89 126V125H88ZM112 126V125H111ZM131 126V125H130ZM133 126V125H132ZM132 126H131V128H132ZM142 126V125H141ZM162 126L163 127H165V130H163V131H161V132H158L157 131V129L159 128V127H161L162 128ZM236 126V125H235ZM12 127V126H11ZM38 127H35V128H38ZM74 127V128H73ZM87 127V126H86ZM107 127H108V125H107ZM115 127V126H114ZM113 127V128H114ZM117 127H119V126H117ZM123 127V126H122ZM213 127L211 128V129H213ZM228 127V126H227ZM226 127V128H227ZM249 127H247V129L249 130ZM27 128H29L28 127V125H27ZM31 128V127H30ZM34 128V129H35ZM88 128V127H87ZM100 128V127H99ZM125 128V127H124ZM131 128H129L128 127V129H130L131 130ZM136 129V127H133L132 128V130L133 129ZM75 129H79V131L78 130H76L75 131ZM94 129H95V127L94 128H92L91 127V130H93L94 131ZM98 129V128H97ZM96 129V130H97ZM123 129V128H122ZM237 129V128H236ZM236 129H234V131L235 132H233V130H232V134L234 133V135H232V138L233 137H236V138H240V137H242V132H245V131H243L242 130V128L240 127L238 130H236ZM251 129V128H250ZM2 130V129H1ZM38 130V129H37ZM45 130V129H44ZM110 130H111V127H110ZM113 130V129H112ZM119 130V129H118ZM130 130L129 131H127L126 130V133H128V132H130ZM131 130V131H132ZM206 130H209V131H206ZM215 130H216V128H215ZM226 130V129H225ZM34 131V130H33ZM100 131V130H99ZM98 131V132H99ZM116 131H117V128H116ZM134 131V130H133ZM28 132V131H27ZM37 132V131H36ZM98 132H96V133H98ZM107 132H108V130H107ZM114 132H115V129H114ZM122 133L124 132L123 130L121 131ZM121 132H119V133H121ZM203 132H205V134L207 133V137H202V139L200 138L201 136H205V135H203L202 133ZM209 132V133H208ZM213 132H215L214 131V129H213ZM220 132V131H219ZM230 132V131H229ZM248 132V131H247ZM158 133H160L159 135H158ZM201 133V134H200ZM218 133V132H217ZM246 133V132H245ZM47 134V135H48ZM99 134V133H98ZM111 134V133H110ZM113 134V133H112ZM125 134V133H124ZM163 135V137H162V135ZM11 135V134H10ZM109 135V134H108ZM193 136V138H190V136ZM3 136V135H2ZM126 136H128V134H126ZM219 136V135H218ZM222 136V135H221ZM244 136V135H243ZM108 137V136H107ZM113 137V136H112ZM119 137V136H118ZM117 137V138H118ZM223 137V136H222ZM228 137V136H227ZM9 138V137H8ZM97 138V139H96ZM109 138V137H108ZM107 138V139H108ZM114 138V137H113ZM112 138V139H113ZM123 138V137H122ZM166 138H170V140H165ZM6 139V138H5ZM112 139H110V140H112ZM115 139V138H114ZM113 139V140H114ZM120 139H121V137H120ZM221 139V138H220ZM231 139V138H230ZM103 140H105V139H103ZM109 140V141H110ZM117 140V139H116ZM226 140V139H225ZM232 140V139H231ZM237 140V139H236ZM100 141H101V139H100ZM118 141V140H117ZM163 141H166V144L163 142ZM228 141H229V139H228ZM228 141H226V147H228L229 145H228V143H230V144H233L232 142H228ZM51 142H49V144L51 143ZM106 142V141H105ZM110 142H112V141H110ZM115 142V141H114ZM239 142V141H238ZM168 143V144H167ZM214 143V142H213ZM224 143V142H223ZM235 143V142H234ZM108 144V143H107ZM111 145H112V143H110ZM208 144V143H207ZM253 144V143H252ZM114 145V144H113ZM237 145V144H236ZM202 146H204V145H202ZM207 146V145H206ZM214 147V148H211V147ZM225 146H223L224 148H225ZM223 147H222V149H223ZM239 147H240V145H239ZM261 147H263V145H261ZM257 148H259V147H256V151H255V154L257 153V156H258V153H260L259 151H258V149ZM114 149H116V148H114ZM217 149V150H216ZM235 149V148H234ZM171 151L170 152V154L171 155H165V154H163V152H167V151ZM241 150V149H240ZM253 150H254V148H253ZM62 151V152H63ZM64 151V152H65ZM196 151H198V148H196ZM199 152V151H198ZM251 153V152H250ZM236 154V153H235ZM233 155V154H232ZM251 155H253V152H252V154ZM250 155V156H251ZM239 156V155H238ZM249 156V157H250ZM253 156H256V155H253ZM242 157V156H241ZM61 158V157H60ZM229 158V157H228ZM246 158V157H245ZM129 159V158H128ZM222 159H223V157H222ZM221 159V160H222ZM239 159V158H238ZM135 160V159H134ZM144 160V159H143ZM232 160V159H231ZM245 160V159H244ZM251 160V159H250ZM133 161V160H132ZM140 161V160H139ZM135 163V162H134ZM134 163H130L129 165H134ZM140 163V162H139ZM216 163V164H217ZM236 163H237V161H236ZM137 164V163H136ZM142 164V163H141ZM234 164V163H233ZM251 164V163H250ZM69 165V164H68ZM54 166V165H53ZM69 166H71V165H69ZM138 166H140V165H138ZM137 166V167H138ZM129 167V166H128ZM133 167H135V166H133ZM51 168V167H50ZM53 169V168H52ZM140 170V169H139ZM138 170V171H139ZM144 171V170H143ZM53 172H54V170H53ZM223 173V174H222ZM74 174V173H73ZM140 174V173H139ZM141 176H143V174L141 175ZM144 176H145V173H144ZM144 176H143V178H144ZM78 177V176H77ZM97 177V178H96ZM243 178V175L242 176H240L239 178H235L236 180H238V179H242ZM245 178V177H244ZM94 179V180H95ZM135 179V180H136ZM234 179V178H233ZM72 180V179H71ZM75 180V179H74ZM104 181V180H103ZM131 182V183H130ZM137 182V181H136ZM140 183V182H139ZM170 183H171V180H170ZM87 184V183H86ZM117 185H119V186H117ZM145 185H146V183H145ZM263 185V184H262ZM171 188V189H172ZM244 188V187H243ZM248 188V187H247ZM110 189V188H109ZM186 191V192H185ZM203 194H205L206 196L204 197V198H206V199H208L209 200V202L208 203H211L212 201H213V197L215 196V194L216 193H221V195H225L226 193L227 194H229V185L226 183V182H224V183H218L217 184V186L214 188V189H211V190H209L208 188H204L202 191H201ZM248 192V191H247ZM112 193V192H111ZM170 193V192H169ZM102 194V193H101ZM113 194V193H112ZM167 194V193H166ZM174 195V194H173ZM227 196V195H226ZM248 196H249V194H248ZM236 198V197H235ZM211 199V200H210ZM233 203H235L236 204V202H232V204ZM238 203V202H237ZM264 203V202H263ZM151 204V203H150ZM206 203H204V205H205ZM214 204H215V202H214ZM143 205V204H142ZM141 205V206H142ZM153 205V204H152ZM173 205H175L174 203L172 204L171 202H170V204H168L167 203V205H166V207H164L165 209L168 207H171V206H173ZM207 205V204H206ZM212 205V204H211ZM210 205V206H211ZM230 205V204H229ZM214 206V205H213ZM253 206V205H252ZM231 207V205L228 207V205H227V208H228V212L227 213H229V211H231L232 213H230L229 214V216L231 217V219L232 220H230L227 216H222V214H220V213H218V212H220V211H218V210H216V211H211V214H210V217H209V219H208V221H207V223L206 224H202L201 226H203L202 228L204 229L203 230V234H204V232L205 233H208L209 231H211V229L213 228V227H215L216 225H219V224H221L220 225V227H221V230H214L215 231V233H214V236L213 235H210V236H213L214 238H216L215 240H214V242L216 241V243L218 242V244H220V245H224V246H227V244L229 245V243L230 244H232L233 246H234V244L236 245V243L235 242H238L239 240H234V239H237L235 236L234 237H227V233H228V229L230 228H232V226L233 227H235V225H240V226H242V228H239V230H238V232L239 231H241L243 228H245L246 230H247V228H249V231H248V233L247 234H249V232L251 233V229H250V227H252L253 225H255L254 224V220L257 218V217H255V216H252L253 214H251V213H249V214H251V218L250 219H248L249 217H248V212H250V211H248V208H238V209H235V206H233L232 205V207ZM252 208V207H251ZM194 209V208H193ZM193 209H191V210H188V211H186L184 214H185V217H183L181 220L183 221V222H185V221H187V220H189L190 218H192V211H193ZM230 209V210H229ZM261 209V208H260ZM197 212H198V210H196ZM195 211V212H196ZM248 211V212H247ZM260 211V210H259ZM263 211V210H262ZM200 212H198V214H199ZM223 213V212H222ZM225 213V212H224ZM219 214H220V216H219ZM197 215V214H196ZM254 215H257V213L256 214H254ZM179 216V215H178ZM219 216V217H218ZM258 216V215H257ZM195 217H197V216H195ZM259 217V216H258ZM193 219H194V216H193ZM229 219V220H228ZM264 219V218H263ZM238 220V221H237ZM222 222V223H221ZM171 225L172 226H175V221L174 220H172L171 222ZM182 223V222H181ZM212 223H216L215 224V226H213L214 224H212ZM183 224V223H182ZM211 224H212V226H211ZM258 225V224H257ZM256 225V226H257ZM201 226H199V228L201 227ZM238 226H236V227H238ZM256 226H254V227H256ZM147 227V226H146ZM254 227H252V228H254ZM174 229V228H173ZM178 229V228H177ZM214 229V228H213ZM215 229H217V227H215ZM233 229V228H232ZM241 229V230H240ZM243 232V231H242ZM155 233V232H154ZM193 233V232H192ZM254 233H255V231H254ZM195 234V233H194ZM238 235L239 233H235L234 235ZM241 234V233H240ZM205 235V234H204ZM252 235H255V236H253V237H251ZM251 238L250 239H246L245 240V238H244V240H240L241 242L243 241V244H244V247H250V248H252L253 246H256V245H260V244H263L264 242L262 241V238H260V237H257V234L255 233V234H251ZM159 237V236H158ZM212 237V238H213ZM263 237V236H262ZM162 238V237H161ZM164 238V237H163ZM213 238V239H214ZM240 238V237H239ZM238 238V239H239ZM167 239V238H166ZM167 242V241H166ZM263 242V243H262ZM209 243V242H208ZM216 243L214 244V245H216ZM250 243V244H249ZM237 244H239V243H237ZM232 245H230V246H232ZM249 245H251V246H249ZM219 246V245H218ZM243 246V245H242ZM241 246V247H242ZM261 247H262V245H261ZM228 250V249H227ZM262 250V249H261ZM226 251V250H225ZM224 251V252H225ZM229 253H231V252H229ZM233 253V252H232ZM247 253V252H246ZM252 253V252H251ZM243 254V253H242ZM250 254V253H249ZM232 255H236V252L235 253H233ZM238 255V254H237ZM258 255H259V252H258ZM239 256V255H238ZM253 256V255H252ZM232 257L233 256H231V259H232ZM259 258V257H258ZM189 259V258H188ZM252 260H253V258H251ZM248 260V259H247ZM249 261V260H248ZM254 261V260H253ZM231 262V261H230ZM233 262H234V260H233ZM237 262H239V261H237ZM236 263V262H235ZM229 264V263H228ZM231 264V263H230ZM241 264V263H240ZM246 264V263H245ZM252 264V263H251Z\"/></svg>",
    "mask_w": 264,
    "mask_h": 264
}]
</instances>
